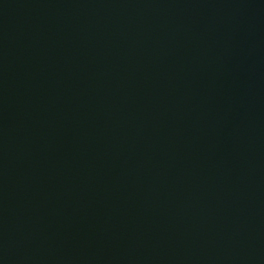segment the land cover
<instances>
[{
	"label": "water",
	"instance_id": "1",
	"mask_svg": "<svg viewBox=\"0 0 264 264\" xmlns=\"http://www.w3.org/2000/svg\"><path fill=\"white\" fill-rule=\"evenodd\" d=\"M0 264H264V0H0Z\"/></svg>",
	"mask_w": 264,
	"mask_h": 264
}]
</instances>
